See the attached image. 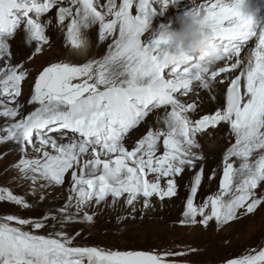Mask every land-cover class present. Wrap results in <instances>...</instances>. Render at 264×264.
Wrapping results in <instances>:
<instances>
[{
  "label": "snow or ice",
  "instance_id": "snow-or-ice-1",
  "mask_svg": "<svg viewBox=\"0 0 264 264\" xmlns=\"http://www.w3.org/2000/svg\"><path fill=\"white\" fill-rule=\"evenodd\" d=\"M153 2L0 0V143L16 146L14 179L30 181L26 195L39 191L42 201L44 189L68 185L67 198L55 211L38 218L0 216V264H183L181 258L196 249L78 246L82 230L65 228L94 223L101 206L122 203L134 213L141 200L147 209L154 198H177L179 179L188 173L181 225L219 229L264 206V24L243 15L238 0L200 3L207 34L224 57L209 72L196 66L193 56L169 52L163 39L145 38L156 14ZM158 2L162 10L163 0ZM53 9L55 18L46 17ZM54 22L66 29L72 45L80 30L98 25L99 41L110 40L108 51L83 64L44 67L26 102L32 110L25 113L19 98L31 71L12 62L9 40L22 31L28 44L35 42L31 60L49 45L45 29ZM194 82L217 102L211 113L201 114L196 100L180 98L193 93ZM220 87L223 103L216 91ZM210 126L227 128L234 142L223 154L217 190L200 199L202 181L217 179L215 169L206 176L204 157L196 151L198 134ZM141 127L144 133L133 139ZM26 195L0 187V202L33 209ZM45 228L52 230L42 234ZM223 264H264V245Z\"/></svg>",
  "mask_w": 264,
  "mask_h": 264
},
{
  "label": "rangeland",
  "instance_id": "rangeland-1",
  "mask_svg": "<svg viewBox=\"0 0 264 264\" xmlns=\"http://www.w3.org/2000/svg\"><path fill=\"white\" fill-rule=\"evenodd\" d=\"M161 23L158 22L155 27H158ZM56 39H54V42L49 40V45L44 46L42 53L35 55L31 60L28 57L34 51L35 42H32L31 45L28 44L26 35L22 31H18L14 38L9 40L12 41L14 47L15 61L24 63L31 71L28 81L22 85L23 95H29V88L32 90V81L44 67L50 63L69 62L72 58V54L68 50L66 35L64 39L60 40V43L57 42L58 44H56ZM24 109L27 112L29 105H26ZM3 123L2 118L0 126ZM0 154V187H7L13 190L15 194L21 193L25 196L29 191L30 181L14 179L18 177V173L12 168V165L19 159V152L12 149L11 143H0ZM204 168L205 174H211V167L206 165ZM215 170L217 179L211 183L205 179L209 185L206 182V184H202L201 189L198 191V198L202 199L217 190L218 179L222 175V166ZM38 192L36 196H33L35 202L41 201L38 199L40 195V192ZM185 195L186 192L182 191L179 194V199ZM29 197L32 196L26 195V199L29 200ZM171 199L167 200V202L169 201L167 204L162 202L164 208L159 211L161 216L151 221L145 222L144 217L141 216L142 223L136 224L132 222L133 219L130 217L120 220L118 217L111 216L109 220H103L101 216H96L94 223H75L66 226L65 230L72 233L82 230L83 238L76 239L78 246H96L101 249L121 251H163L178 247L183 249L186 246L196 249L194 253L181 258L183 264H223L228 257L239 256L248 249L264 245V206L258 208L253 214L243 216L240 220L230 222L219 229L213 225L205 230L202 226L181 225L179 221L185 207L184 200L176 202L177 200ZM31 212L32 214L35 212L40 216L44 214V212L36 211V209L34 211L23 210L10 202H0V216L11 214L29 218ZM162 215L167 216L169 219H164ZM58 229L59 226H57ZM51 230L45 228L42 234H46Z\"/></svg>",
  "mask_w": 264,
  "mask_h": 264
},
{
  "label": "bare ground",
  "instance_id": "bare-ground-1",
  "mask_svg": "<svg viewBox=\"0 0 264 264\" xmlns=\"http://www.w3.org/2000/svg\"><path fill=\"white\" fill-rule=\"evenodd\" d=\"M101 4L106 3L107 0H100ZM119 2V0H118ZM198 3H203L204 0H197ZM67 6V5H65ZM186 6L187 8L191 7V4L189 3V0H181V3L179 7L173 8V7H168V10L166 12H162L158 0H154L153 2V7L156 9V14L150 17V23L152 24L153 27L158 22H162L161 24L164 25H169V20L168 18L171 17L175 12L179 13L184 11L183 7ZM255 9H259V5L254 6ZM100 10V9H98ZM55 12L56 10L53 9L50 13H47L46 17H52L55 18ZM133 14H135V8L132 9ZM264 12V7L261 9L260 14H263ZM178 19H172V22L170 23L174 27H178V24L176 23ZM93 29H90V36L92 39L93 47L87 57L80 58V57H73L75 54H73L72 58L70 59L69 62L71 63H76V64H83L89 60H97V59H102L106 54H107V44L110 42L109 41H104L101 42L99 41V32H98V25L92 26ZM45 34L48 36L49 40L54 42V39H56V44L60 43L61 39L65 38L66 35V29L64 31H61L60 27L56 26L55 22L53 25L49 26L48 28L45 29ZM56 37V38H55ZM147 38V37H145ZM58 42V43H57ZM10 45V51L13 53V63H18V61H15V51L13 50L14 47L12 45V41H9ZM12 45V46H11ZM15 46H17L15 44ZM254 46V45H253ZM13 47V48H12ZM167 48L169 52L175 53L174 49H171L168 45L163 46ZM189 55L193 56L195 58V54L189 53ZM77 56V55H76ZM222 64V62H221ZM220 64V65H221ZM234 71V70H233ZM221 76H225V73H221ZM33 82V81H32ZM217 95L219 97V102L223 103V97L222 94L224 92V88L220 87L217 90ZM30 93L31 89L29 88V95H23L21 97V101L25 102V105L27 100L30 99ZM183 101L185 102H191V100H196L197 103L201 104V109L200 112L201 114H206V113H211L216 107H217V102L212 100L211 98V93H209L208 90H204L199 88L198 82H194V91L193 93H190L188 96H181L180 97ZM28 106V105H27ZM32 110V106L29 105L28 111ZM27 111V112H28ZM24 112L27 113L24 109ZM160 115L163 114L162 110L159 112ZM155 116L150 113L148 119L150 122H155ZM2 118H0L1 121ZM1 125V124H0ZM144 133V128L141 127L138 132H133V139L139 137ZM66 142V141H65ZM197 142L199 144V148L196 149V151L204 157L203 160V166L208 165L209 167L213 169H217L218 167L222 166V157L223 154L226 152V150L230 147L231 143L234 142V137L231 136V133L229 130L223 126H217L216 128H212L211 126L204 130L202 133L198 134ZM12 149L16 152H18L16 146L11 144ZM10 154V153H8ZM15 157V156H14ZM0 159H1V154H0ZM4 170V169H3ZM3 175V174H2ZM189 175L185 174L183 176V179H179V194L182 191L186 192V195L184 197H181L179 199V196L177 198H172L173 200H180L179 202H182L185 200V197L188 195V179ZM208 173L206 174V176ZM210 175V173H209ZM4 177V176H3ZM3 179V178H2ZM206 180L202 181V184L205 183ZM207 183V182H206ZM205 183V184H206ZM30 184V182H29ZM204 184V185H205ZM209 185V183H207ZM207 186V185H206ZM209 187V186H208ZM68 185L65 184L63 187H48L44 189V192L46 194L45 199L43 201H38L35 202V199L32 197H29V201L35 204V207L33 209H29L30 211H41V212H48L49 210L55 211V209L59 208L61 205L64 204L68 191H67ZM206 190V189H205ZM39 193V192H38ZM18 195H21V193H18ZM23 196V195H21ZM171 199V200H172ZM169 198H165L164 201L166 204ZM159 201V198H154L151 203V207L145 209L143 208V201L141 200L136 204V211L133 213L131 212V209L128 208L126 205H123L122 203L116 205L115 208L111 206H101L98 214L96 215L97 217L101 216L103 220H109L111 216L113 217H130L132 218L133 216L135 217L133 219V223L139 224L142 223L141 221V216L144 217V221H151L154 219H157L161 216L159 211H161L162 208H164L163 203ZM168 206V205H166ZM164 210V209H163ZM40 215H37L35 212L29 216V218H38ZM162 217L166 220L169 218L167 216ZM96 217L94 218V220ZM59 226V225H57Z\"/></svg>",
  "mask_w": 264,
  "mask_h": 264
},
{
  "label": "clouds",
  "instance_id": "clouds-1",
  "mask_svg": "<svg viewBox=\"0 0 264 264\" xmlns=\"http://www.w3.org/2000/svg\"><path fill=\"white\" fill-rule=\"evenodd\" d=\"M181 0H163L162 12L168 7H179ZM191 8L186 10L182 18H178V27L171 24H161L153 27L150 23L145 32L148 39H163L175 52L195 54L196 66L207 68L209 72L214 71L224 60L215 40L207 34L204 22V13L197 0H189ZM238 10L245 16L251 15L250 0H238ZM90 28L79 31L76 36V44H70L69 51L80 58L87 57L93 47L90 36ZM259 39V34L257 35Z\"/></svg>",
  "mask_w": 264,
  "mask_h": 264
}]
</instances>
